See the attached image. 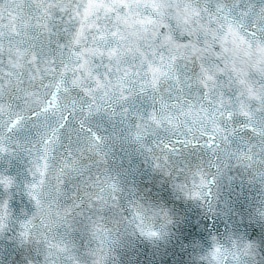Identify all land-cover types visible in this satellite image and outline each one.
Returning <instances> with one entry per match:
<instances>
[{"label":"clouds","instance_id":"obj_1","mask_svg":"<svg viewBox=\"0 0 264 264\" xmlns=\"http://www.w3.org/2000/svg\"><path fill=\"white\" fill-rule=\"evenodd\" d=\"M0 264H264V0H0Z\"/></svg>","mask_w":264,"mask_h":264}]
</instances>
